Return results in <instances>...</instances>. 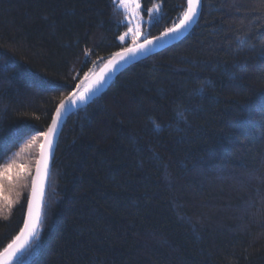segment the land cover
Returning a JSON list of instances; mask_svg holds the SVG:
<instances>
[{
	"label": "trees",
	"instance_id": "trees-1",
	"mask_svg": "<svg viewBox=\"0 0 264 264\" xmlns=\"http://www.w3.org/2000/svg\"><path fill=\"white\" fill-rule=\"evenodd\" d=\"M139 1L136 40L119 0H0V169L25 168L0 180V252L60 101L187 11ZM43 209L22 264H264V0H202L184 38L65 117Z\"/></svg>",
	"mask_w": 264,
	"mask_h": 264
},
{
	"label": "snow or ice",
	"instance_id": "snow-or-ice-1",
	"mask_svg": "<svg viewBox=\"0 0 264 264\" xmlns=\"http://www.w3.org/2000/svg\"><path fill=\"white\" fill-rule=\"evenodd\" d=\"M202 4V0H187V11L184 13L183 18L180 22L174 25L172 28L167 29L162 33L161 37L157 39H163L172 34L179 33L186 28L190 23L193 22L194 18L198 15V9ZM126 6V5H125ZM139 7V5H136ZM149 12L152 10L149 9ZM133 36H139V29H129ZM124 40V37H120ZM154 44L153 40L144 39L143 43L135 44L132 47H126L122 51L114 54L105 69L102 70L101 74L95 77L94 80L89 79V73H85V78L76 87L79 89L77 92L71 93L65 99H62L59 106L56 108L55 116L52 118L51 125L48 127L46 132H42L41 135L44 137V145L41 146V158L37 161L36 175L32 180L31 195L27 199L26 218L24 219V226L20 229L18 235H16L12 242L0 252V260L3 264H22L21 257L24 255L26 245L33 237L38 236V230L42 223V217L44 215L43 209V192H44V176L47 172V159L44 152L45 146H51V138L54 136L57 124L61 119V115L64 110L69 106H77L79 103L85 102L91 94L98 90L104 83L107 73L114 70L121 62H126L129 57L136 56L137 53H142L149 50V47ZM204 86L202 85V88ZM159 128V125H156ZM25 168L23 165L8 164L3 169H0V180L8 179L11 182L13 176L19 178L24 175ZM2 187V185H0ZM6 206L11 208V201L8 197H4Z\"/></svg>",
	"mask_w": 264,
	"mask_h": 264
},
{
	"label": "water",
	"instance_id": "water-1",
	"mask_svg": "<svg viewBox=\"0 0 264 264\" xmlns=\"http://www.w3.org/2000/svg\"><path fill=\"white\" fill-rule=\"evenodd\" d=\"M200 9H201V5H200V7L198 9V15L194 18L193 22L190 23L182 31H180L179 33L172 34V35H170L168 37H164L163 39H157V38L152 39L154 41V44L149 47V50H147L145 52H142V53H137L136 56H134V57H129L126 62H121L120 64H118L116 66V68L114 70L108 72L107 76H106V78L104 80L103 85L98 90H96L93 94H91L89 96V98L85 102L79 103L77 106H69L66 110L63 111V113L61 115V119L59 120V122L57 124L56 132H55L54 136L51 138V146L50 147L45 146V148H44V152H45L46 159H47V172H46V174L44 176L43 202H44L45 190H46V186H47V182H48V178H49V173H50V167H51L53 154H54L55 147H56V144H57L58 135H59V132H60V129H61V126H62V123H63V120L65 119V117H67L68 115L78 111L82 107H84L87 104H89L90 102H92L98 96H100L105 91L106 87L110 84V82L116 76H118L122 71L126 70L127 68L133 66L134 64H136L138 62H141V61L149 58L153 54L159 53L160 51H162V50H164V49L176 44L179 40L184 38L192 30L193 26L195 25V23H196V21L198 19L199 13H200ZM113 57L111 59H113ZM109 61L106 63V65H108ZM105 66L97 73V75L95 77H97V76H99L101 74L102 70L105 69ZM95 77H93L92 80H94ZM42 145H44V140L42 142ZM40 158H41V149H40L37 161H39ZM36 166H37V163H36ZM35 175H36V167H35V170H34L33 178L35 177ZM33 178H32V180H33ZM31 187H32V185H31ZM30 195H31V191H30ZM23 226H24V224H23ZM33 238L29 241L28 245H26L25 250L28 248V246L32 242ZM0 264H3L2 260H0Z\"/></svg>",
	"mask_w": 264,
	"mask_h": 264
},
{
	"label": "rangeland",
	"instance_id": "rangeland-1",
	"mask_svg": "<svg viewBox=\"0 0 264 264\" xmlns=\"http://www.w3.org/2000/svg\"><path fill=\"white\" fill-rule=\"evenodd\" d=\"M119 2H120V6L127 13V24L130 26V29H133V30L139 29V33L141 34V31L143 29V26L146 20L143 18L141 14L140 1L139 0H119ZM136 5H139V7H136ZM130 34H132L131 31H130ZM140 34L139 36H135L136 40L139 39V37L141 36Z\"/></svg>",
	"mask_w": 264,
	"mask_h": 264
}]
</instances>
